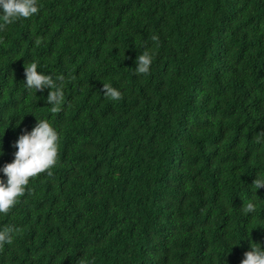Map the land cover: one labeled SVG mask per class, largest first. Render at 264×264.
<instances>
[{"label":"trees","instance_id":"16d2710c","mask_svg":"<svg viewBox=\"0 0 264 264\" xmlns=\"http://www.w3.org/2000/svg\"><path fill=\"white\" fill-rule=\"evenodd\" d=\"M38 6L0 30V167L37 118L59 134L58 163L0 214L15 229L0 264H240L264 247V0ZM31 62L65 77L58 113L50 88L26 89Z\"/></svg>","mask_w":264,"mask_h":264},{"label":"clouds","instance_id":"9594fccd","mask_svg":"<svg viewBox=\"0 0 264 264\" xmlns=\"http://www.w3.org/2000/svg\"><path fill=\"white\" fill-rule=\"evenodd\" d=\"M0 8L3 12L0 15V30L7 25L15 23L21 19H30L39 12L38 0H0ZM155 39V37H153ZM41 38L35 39V44H41ZM153 56L148 51L136 57V67L134 72L138 76H146L150 73ZM25 86L29 91L48 92L46 101L52 114L58 113L64 104L63 83L65 77L57 75H45L38 71L36 62L25 63ZM75 79V77H70ZM103 94L106 99L113 102L122 99V93L109 83H103ZM37 124L31 131L25 130L15 141V158L11 163H6L0 167L7 178L6 181L0 178V214H8L9 210L17 203V198L22 197L26 192V186L30 178L38 177L41 173H46L48 177H53L50 170L58 163L57 147L58 132L50 125L47 120L38 119ZM259 143V138L257 139ZM252 185L255 189L264 187V177L257 176ZM242 211L245 214H252L256 211L255 204L249 202L243 204ZM15 229L4 227L0 230V245H11L14 242ZM259 243L251 244V250L244 253V258L240 264H264V247L258 246ZM82 264V262H81Z\"/></svg>","mask_w":264,"mask_h":264}]
</instances>
